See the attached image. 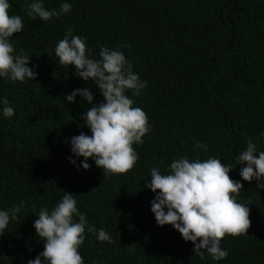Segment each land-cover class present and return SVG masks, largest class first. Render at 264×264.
<instances>
[{"label":"trees","instance_id":"1","mask_svg":"<svg viewBox=\"0 0 264 264\" xmlns=\"http://www.w3.org/2000/svg\"><path fill=\"white\" fill-rule=\"evenodd\" d=\"M42 2L49 10L67 2L71 11L32 20L25 0H9V14L20 15L24 25L10 41L38 75L23 83L0 78V97L14 109L11 117L0 111V209L26 202L0 236V264H27L43 251L33 222L65 191L88 225L112 237L101 242L86 227L78 249L84 264H264V189L244 181V165L236 163L248 138L264 151V0ZM68 27L85 39L93 58L99 59L101 47L118 50L147 81L141 95L126 92L151 127L143 143L133 145L139 159L125 174L105 177L92 159L88 170L77 168L83 157L73 156L69 141L81 132L91 135L81 116L92 105L79 96L67 103L64 95L92 88L93 104L104 98L91 80L59 64L54 49ZM181 156L220 159L242 184L237 202L249 204L251 226L247 234L221 239L228 251L222 260L194 255L191 241L171 225L156 224L155 194L144 185L152 167L164 173Z\"/></svg>","mask_w":264,"mask_h":264},{"label":"clouds","instance_id":"2","mask_svg":"<svg viewBox=\"0 0 264 264\" xmlns=\"http://www.w3.org/2000/svg\"><path fill=\"white\" fill-rule=\"evenodd\" d=\"M25 3L27 16L32 20L39 18L47 22L71 11L67 2L61 3L58 10L47 9L42 0H25ZM9 9V0H0V78L23 83L26 79L34 80L38 73L35 66H28L29 56L22 54L23 50L16 52L10 41L24 25L21 16L10 15ZM73 31L68 27L64 38L55 46V56L60 65L72 66L76 76L91 80L104 101L92 103V88H77L64 95L67 103H75L79 96L92 105L81 116L91 135L81 132L69 141L73 156L83 157V160L78 166L77 159L69 157V162L78 170H88V160L92 159L105 177L125 174L139 159L133 145L142 144V137L151 127L145 111L134 107V100L126 92L131 90L133 96L141 95L147 81L140 79L118 50L101 47L99 59L93 58L85 39L73 35ZM0 104L4 105L0 109L4 117L14 115L6 98L0 97ZM260 135L264 137V132ZM196 147L207 150L203 143ZM236 163L244 165L239 169L244 181L254 180L257 189H264V151H259L251 138L247 139L246 149L236 157ZM232 169L217 158L189 160L181 156L174 159L164 173L159 167H152L151 180L144 185L155 194L151 211L156 224L161 227L171 225L184 241L193 243L194 255L201 258L205 252L214 261L226 258L228 251L221 248V239L226 235L247 234L251 226L249 204L237 202L242 184L230 178ZM25 205L26 202L21 201L19 205L0 209V236L9 229L10 221L18 218ZM76 205L74 195L65 191L51 210L46 207L39 210L33 227L43 242V251L27 264H84L78 249L84 243L86 227L99 241L113 242L104 229L97 231L88 225Z\"/></svg>","mask_w":264,"mask_h":264}]
</instances>
